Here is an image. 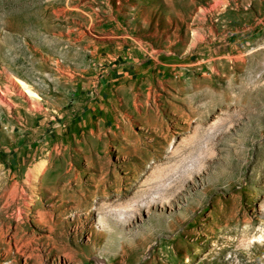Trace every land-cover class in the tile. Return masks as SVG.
<instances>
[{"label": "rangeland", "instance_id": "1", "mask_svg": "<svg viewBox=\"0 0 264 264\" xmlns=\"http://www.w3.org/2000/svg\"><path fill=\"white\" fill-rule=\"evenodd\" d=\"M0 264H264V0H0Z\"/></svg>", "mask_w": 264, "mask_h": 264}, {"label": "bare ground", "instance_id": "2", "mask_svg": "<svg viewBox=\"0 0 264 264\" xmlns=\"http://www.w3.org/2000/svg\"><path fill=\"white\" fill-rule=\"evenodd\" d=\"M25 90V89H24Z\"/></svg>", "mask_w": 264, "mask_h": 264}]
</instances>
